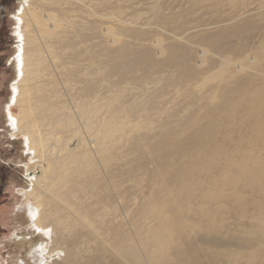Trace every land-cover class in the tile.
Here are the masks:
<instances>
[{"label": "rangeland", "instance_id": "374dc122", "mask_svg": "<svg viewBox=\"0 0 264 264\" xmlns=\"http://www.w3.org/2000/svg\"><path fill=\"white\" fill-rule=\"evenodd\" d=\"M22 3L50 19L45 93L90 103L110 130L94 171L70 187L95 233L53 234L65 247L38 264H264V0H0V264L28 258L13 237L36 208L33 161L21 164L23 136L6 123L19 114ZM151 218L163 254H114Z\"/></svg>", "mask_w": 264, "mask_h": 264}, {"label": "bare ground", "instance_id": "6f19581e", "mask_svg": "<svg viewBox=\"0 0 264 264\" xmlns=\"http://www.w3.org/2000/svg\"><path fill=\"white\" fill-rule=\"evenodd\" d=\"M40 1L44 3V0ZM26 4L22 3L21 10L15 15L18 26V28L15 27V30L18 32L19 45L11 61L17 79L12 86L10 104H18L19 114L12 116L7 113L6 123L8 134L16 128L23 136L21 144L25 148L20 160L21 164L26 167L28 165L26 162L32 160L34 165L32 180L27 182L31 184L28 195L34 198L36 208H31L22 215L20 214L22 220L29 224L28 231L26 236L13 237V242L27 243L30 247L29 255L27 254L28 258L26 257L25 260L20 258V264H31V262L38 264L40 260H44L45 253L52 256L53 253H58V251L64 249L66 242H64V238L60 239L62 240L60 241L61 244L58 242L57 246L54 247L53 234L74 232L80 226L86 231L92 232V234L95 233L96 230L92 231L90 227L91 223L85 224L81 218L83 216H79V212L75 213L72 210L74 204L71 203V199L73 196L76 197V194L72 193L73 195H70V187L82 186L83 183L79 181L84 176L86 177L88 175L87 171L94 166L92 160L89 159L93 157L94 161L98 160L101 154L104 153L110 130L107 129L109 124L106 127L100 125L97 121L98 112L90 106V103L82 102V98L81 101L75 104H67L66 102L64 104L61 100H58L59 97L46 94L49 92H46L47 86L44 84L46 75L43 76L45 70L42 67L44 63H49L50 59L53 62L51 58L53 52L51 54V48L47 42V39L50 38V19L46 13L41 16L35 9L27 8ZM23 19L28 23L27 28H30L27 34L21 32L22 29L18 30ZM62 134L64 135L63 138L61 137ZM94 169L92 168V171ZM144 223V234H139L141 235L140 239L138 236L136 237L138 240L137 246H133L136 240L132 243L128 239L130 237L127 236L125 239L126 244L123 243L120 248L116 246L111 248L116 250L114 254L117 253L121 259H128L130 263L131 260L140 262L138 261L140 257L152 262L158 252H162V248L166 249L165 246H161L163 245L161 241L164 239V235L163 238L160 235L161 231L152 234V228L155 227L152 218L150 221H144ZM156 226L158 227V224ZM35 236L38 237L36 242L33 238ZM46 237L51 238V244H54H48ZM134 237L132 238L134 239ZM66 248L68 247L66 246ZM143 263L145 262L143 261Z\"/></svg>", "mask_w": 264, "mask_h": 264}]
</instances>
